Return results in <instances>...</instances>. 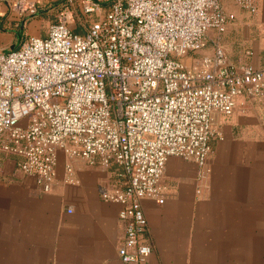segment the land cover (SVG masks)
<instances>
[{
    "label": "built area",
    "instance_id": "1",
    "mask_svg": "<svg viewBox=\"0 0 264 264\" xmlns=\"http://www.w3.org/2000/svg\"><path fill=\"white\" fill-rule=\"evenodd\" d=\"M237 1L256 11L252 0ZM105 2L51 5L45 37L0 52V149L19 156L18 168L45 193L61 149L121 168L125 187L104 197L122 205V262L142 264L151 254L142 200L164 202L159 182L169 158L204 166L212 114L231 115L239 96H262L264 71L234 65L218 46L195 57L210 31L227 30L221 0Z\"/></svg>",
    "mask_w": 264,
    "mask_h": 264
},
{
    "label": "crops",
    "instance_id": "2",
    "mask_svg": "<svg viewBox=\"0 0 264 264\" xmlns=\"http://www.w3.org/2000/svg\"><path fill=\"white\" fill-rule=\"evenodd\" d=\"M21 1L35 3L30 11ZM65 0H0V52L17 49L29 37H45L54 17L47 7ZM105 3V0H95ZM256 11L237 0H221L230 17L227 30L208 33L195 54L211 56L221 47L234 65L264 71V0H252ZM214 134L204 166L171 157L160 179L164 202L144 198L143 241L151 254L142 264H203L202 250L232 245L233 234L212 237L214 211L249 209V197L264 206V94L239 96L229 116L212 114ZM55 176L45 193L36 178L18 168L19 156L0 149V264H138L123 263L122 205L104 193L123 189L126 178L116 165L58 150ZM70 167V171L67 170ZM263 183L261 187L253 182ZM224 224V222L222 223ZM217 240L218 242H214ZM222 249L220 250V253ZM226 259V255L223 253ZM222 255V256H223ZM232 263V258L229 262Z\"/></svg>",
    "mask_w": 264,
    "mask_h": 264
},
{
    "label": "rangeland",
    "instance_id": "3",
    "mask_svg": "<svg viewBox=\"0 0 264 264\" xmlns=\"http://www.w3.org/2000/svg\"><path fill=\"white\" fill-rule=\"evenodd\" d=\"M103 6L108 7L109 3L105 2ZM48 15L52 17L50 13ZM253 185L261 187L263 183L254 181ZM260 203L261 200L249 197V209H217L213 212L214 220L205 221L215 225L212 237L220 231L225 236L232 233L234 239L232 245H207L211 248L210 253L204 249L202 254L206 255V260L209 255L210 261H203V264H224L231 258L232 263L229 264H264V206ZM223 253L227 256L225 260H222Z\"/></svg>",
    "mask_w": 264,
    "mask_h": 264
}]
</instances>
